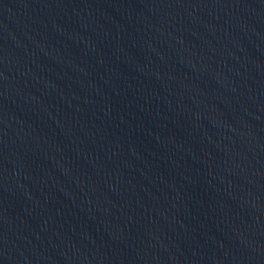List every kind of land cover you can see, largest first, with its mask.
Returning <instances> with one entry per match:
<instances>
[{
  "label": "water",
  "instance_id": "1",
  "mask_svg": "<svg viewBox=\"0 0 264 264\" xmlns=\"http://www.w3.org/2000/svg\"><path fill=\"white\" fill-rule=\"evenodd\" d=\"M0 264H264V0H0Z\"/></svg>",
  "mask_w": 264,
  "mask_h": 264
}]
</instances>
